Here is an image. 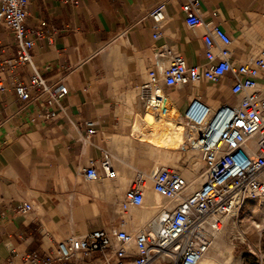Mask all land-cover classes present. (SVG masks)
<instances>
[{
    "label": "crops",
    "instance_id": "obj_1",
    "mask_svg": "<svg viewBox=\"0 0 264 264\" xmlns=\"http://www.w3.org/2000/svg\"><path fill=\"white\" fill-rule=\"evenodd\" d=\"M161 1L166 20L154 41L147 15ZM183 2L29 0L25 24L34 32L31 61L13 69L6 61L16 54L17 39L0 23V264H24L27 255L49 254L70 235L136 230L130 209L141 207L125 210L122 201L134 178L150 175L153 168L148 151L141 157L140 150L135 157L129 154L128 136L132 116L145 111L141 84L162 76L155 46L165 44L188 65L202 69L209 64L205 29L187 26ZM198 8L203 21L220 26L231 38L233 65L252 64L264 48V0H200ZM168 65V59L160 63L162 70ZM34 69L48 82L62 80L66 87L59 102L63 111L52 120L43 119L38 106L18 113L24 101L17 98L15 84H28ZM256 82L264 98V68ZM159 85L180 112L193 97L213 108L234 104L239 97L231 91L230 72L216 83ZM91 127L95 132L89 134ZM105 152L119 172L114 178L99 168ZM120 159L134 162L129 166ZM143 159L146 163H135ZM90 161L99 170L95 180L85 177ZM150 188L152 184L145 190ZM21 203L31 209L18 213L14 208ZM98 257L95 253L69 264H100Z\"/></svg>",
    "mask_w": 264,
    "mask_h": 264
},
{
    "label": "built area",
    "instance_id": "obj_2",
    "mask_svg": "<svg viewBox=\"0 0 264 264\" xmlns=\"http://www.w3.org/2000/svg\"><path fill=\"white\" fill-rule=\"evenodd\" d=\"M199 2L184 0L181 8L186 14L187 26L201 25L205 29L203 40L208 66L200 69L188 65L182 56L160 44L155 46V57L162 76H151L139 88L142 101L149 105L151 88L161 81L166 87L182 88L200 80L216 83L227 73L233 74L231 91L239 96L234 104L213 108L193 97L180 112L184 122L183 143L198 153L203 162L199 188L188 192L187 182L179 170L157 167L150 174L152 189L168 202L166 206L158 205L156 214L143 226L134 232L109 228L82 236L70 235L59 241L55 251L49 254L27 255L24 264H69L71 259H86L95 253L99 254L100 264H199L225 218L246 199L264 198V98L256 82L259 70L264 68V48L252 64L234 66L231 38L220 26L203 21ZM28 3L29 0H0V23L17 39L16 54L6 61L9 69L31 61L34 32L25 24ZM147 16L154 28L152 39L157 41L161 36L159 29L166 20L165 2L151 7ZM164 59L169 60V65L162 70L160 63ZM0 90H3L1 83ZM15 91L17 98L24 101L18 113L38 106L44 111L41 117L52 120L63 111L59 102L66 93L64 83L62 80L48 82L36 69L28 84L16 82ZM164 100V96L154 98L156 115L166 110ZM32 120H36L35 116ZM87 132L92 134L95 129L91 127ZM99 168L107 178L117 175L108 152L104 153ZM85 177L89 180L99 177L93 161L85 169ZM145 182L144 175L134 178L124 194L123 209L143 206ZM30 209L28 203L14 208L18 213Z\"/></svg>",
    "mask_w": 264,
    "mask_h": 264
},
{
    "label": "rangeland",
    "instance_id": "obj_3",
    "mask_svg": "<svg viewBox=\"0 0 264 264\" xmlns=\"http://www.w3.org/2000/svg\"><path fill=\"white\" fill-rule=\"evenodd\" d=\"M143 104L145 103L143 102ZM128 141L131 156H137V150L141 152L139 153L140 157L145 155L144 151H148L147 154L153 169L157 165L177 169L185 179L198 175L200 180L188 187V192L199 188L202 183L203 162L200 155L190 151L184 143L177 150L161 151L153 147H145L138 139H134L131 132ZM134 159L127 162L132 163ZM138 162L146 163V160H138L135 163ZM195 163L201 164V167L196 170L192 169ZM151 184L152 182L147 187L149 188ZM162 198L165 201L164 197ZM147 206L145 203L143 207L135 210H146ZM140 227L139 225L135 226L136 230ZM219 232L223 235L222 264H264V198L246 199L231 215L225 218Z\"/></svg>",
    "mask_w": 264,
    "mask_h": 264
},
{
    "label": "bare ground",
    "instance_id": "obj_4",
    "mask_svg": "<svg viewBox=\"0 0 264 264\" xmlns=\"http://www.w3.org/2000/svg\"><path fill=\"white\" fill-rule=\"evenodd\" d=\"M157 96H164L165 100L163 105L166 110L160 111L157 115L154 110V98ZM149 105H146V109L142 115L135 114L132 116L133 125L130 129L131 135L134 139H138L142 145L147 148H155L157 150H177L181 144L184 142V124L180 120V111L177 106L172 102V99L165 94L159 85L152 86L151 96L147 98ZM123 163H128L127 161L119 160ZM151 164V163H150ZM131 166V164L129 165ZM192 169H198L201 164H194ZM117 172V170H116ZM119 173V172H117ZM145 189L148 188V184L152 182L151 177L147 174ZM188 187H190L194 182L200 180L197 175L193 178L185 179ZM202 181V180H201ZM151 190H145L144 192V204L147 203L146 210H135L136 208L130 209L132 219L135 226H143L146 221L151 219L156 214V207L158 205L166 206L168 200L162 198ZM143 204V205H144ZM220 231V230H219ZM216 232L213 234V241L210 249L202 256L199 264H222V247H223V235L221 232Z\"/></svg>",
    "mask_w": 264,
    "mask_h": 264
}]
</instances>
